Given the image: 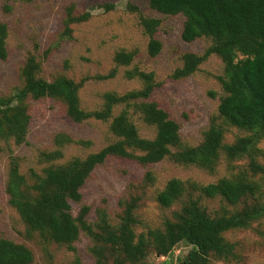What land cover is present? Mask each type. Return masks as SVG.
<instances>
[{"label": "rangeland", "instance_id": "rangeland-1", "mask_svg": "<svg viewBox=\"0 0 264 264\" xmlns=\"http://www.w3.org/2000/svg\"><path fill=\"white\" fill-rule=\"evenodd\" d=\"M145 17L160 22L155 38L163 47L156 57L148 52L151 37L142 26ZM185 21L183 15L166 16L154 11L148 0H0V24L8 27V57H0V99L8 100L24 87L23 70L32 57L39 64L37 78L53 82L66 77L79 85L80 109L89 113L103 110L106 94L119 97L142 91L145 83L137 73L144 71L154 74L156 88L149 99L138 102L157 104L180 125L181 139L173 154L199 147L214 127L223 132V147L244 137L255 139L248 153L234 159L221 148L210 167L179 162L174 157L143 164L136 157L144 153L133 149L129 152L136 157L110 156L97 166L81 189L82 203H72L73 214L78 217L86 206L87 221L93 227L106 219L117 229L126 206L135 202L136 242L144 235L147 245L146 257L135 264H177L195 250L182 242L169 257H162L149 236L150 231H164L167 221H175L191 197L200 196L201 205L211 216L223 207L230 212L243 207L201 196L191 184L207 185L229 178L257 181L264 186L263 177L255 176L249 166L255 160L264 167V137L226 124L220 117L219 105L225 96L220 77L225 75V64L217 54L209 53L215 46L213 38L201 36L192 42L183 39ZM121 51L135 53L130 65L116 62ZM190 53L204 57L199 69L189 77L174 78L183 66L184 55ZM20 106L24 116L30 118L26 134L22 139L9 135L0 139V236L25 245L33 254L31 264H96L91 251L94 243L86 233L69 246L52 241L47 233L31 231L11 205L7 184L12 163L18 164L32 187L35 175L45 177L50 167H67L115 143L112 119L78 120L63 99L51 96L28 98ZM124 110H128L139 137H156V126L147 124L135 105H116L113 117ZM172 179L185 182L189 188L171 207H164L158 200L159 193ZM30 197L37 200L39 194L31 190ZM247 203L254 200L249 198ZM224 238L230 244V254L227 258L212 254L211 264H264V217L246 229L226 232ZM105 250V264L123 259L121 252L113 253L110 247Z\"/></svg>", "mask_w": 264, "mask_h": 264}, {"label": "trees", "instance_id": "trees-1", "mask_svg": "<svg viewBox=\"0 0 264 264\" xmlns=\"http://www.w3.org/2000/svg\"><path fill=\"white\" fill-rule=\"evenodd\" d=\"M148 1L150 8L161 14L186 17L182 33L185 41L192 42L201 36L213 38L215 46L209 53L217 54L225 64V75L220 77L225 93L219 105L220 117L226 124L264 137V0ZM159 24L156 19H142V26L151 37L148 52L152 57L158 56L163 47L155 38ZM7 38L8 27L0 24L2 59L8 57ZM134 58L135 53L121 51L117 53L115 60L118 65L128 66ZM203 60L204 57L185 54L183 66L174 73V78L193 75ZM38 69L39 64L32 57L23 70L24 87L16 91L10 99H0V139L5 135L22 139L27 132L30 118L24 116L20 104L28 98L39 100L51 96L63 99L78 120L89 117L112 119L111 129L117 141L85 159L74 160L67 167H50L45 177L35 175L36 180L32 187L20 173L18 164L12 163L7 184L10 203L31 231L47 233L56 243L72 246L82 233H86L94 243L91 251L96 258V264L106 263L105 247H110L113 253L123 254V259L117 260V264H135L141 262L147 254L144 235L136 242L133 230L137 223L135 202L126 206L121 225L117 229H113L106 219L93 227L87 221L89 209L86 206L82 207L78 217L73 214L72 203H82L81 189L97 166L108 157H136L129 152V149H133L144 153L136 157L143 164H154L167 157H174L179 162L200 163L210 167L221 148L225 149L229 159H234L248 153L254 143L253 137H244L234 145L223 147V132L214 127L199 147L173 154L172 149L179 145L181 139L180 125L157 104L138 102L139 99H149L154 92L156 86L153 83V73H137L145 83L142 91L119 97L106 94L103 110L89 113L80 109L79 85L66 77H60L53 82L39 79ZM120 104L139 107L144 121L156 126V137H139L138 128L131 121L128 110L113 117L115 106ZM67 140L72 142L69 137ZM249 166L255 176L261 175L264 179L263 166L255 160H251ZM190 186L200 191L201 196L219 198L228 204H241L243 207L235 212L223 207L220 213L211 216L201 205L200 196L191 197L176 215V220L166 222L164 231L149 232L157 253L162 257H169L177 245L186 242L193 245L195 250L177 264H211L212 254L227 258L231 249L224 234L235 229H246L264 217V186L257 181L229 178L217 183ZM188 188L185 182L172 179L159 193L158 200L162 206L171 207ZM31 190L39 194L37 200L30 197ZM249 198L254 200L253 204L247 203ZM32 261L33 254L25 245L0 236V264H31ZM159 264L173 263L165 261Z\"/></svg>", "mask_w": 264, "mask_h": 264}]
</instances>
